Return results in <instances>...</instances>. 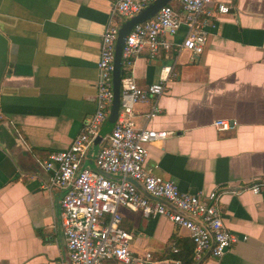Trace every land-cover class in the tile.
Returning a JSON list of instances; mask_svg holds the SVG:
<instances>
[{
	"label": "crops",
	"instance_id": "obj_1",
	"mask_svg": "<svg viewBox=\"0 0 264 264\" xmlns=\"http://www.w3.org/2000/svg\"><path fill=\"white\" fill-rule=\"evenodd\" d=\"M116 2L0 0V31L8 38L0 123L23 146L7 150L0 142V264H69L62 192L41 163L68 149L96 109L101 39ZM187 30L183 23L156 57L144 49L130 69L123 66L142 87L173 67L166 92L134 107L138 127L170 133L149 146L146 166L183 191L220 195L222 220L237 241L220 258L206 253L202 264H264V186L250 188L264 177V0H232L229 13L210 18L200 55L180 49ZM219 119L234 127L218 130ZM119 211L134 236V257L151 252L150 264H175L193 249L198 263L187 229L162 215ZM102 264L125 263L112 257Z\"/></svg>",
	"mask_w": 264,
	"mask_h": 264
},
{
	"label": "built area",
	"instance_id": "obj_2",
	"mask_svg": "<svg viewBox=\"0 0 264 264\" xmlns=\"http://www.w3.org/2000/svg\"><path fill=\"white\" fill-rule=\"evenodd\" d=\"M154 0H117L112 15L102 34L98 61L96 109L87 119L84 129L68 149L51 152L41 164L51 172V187L62 193L60 221L66 240L69 264H102L107 258H116L125 264H150L153 256L146 252L134 257L131 250L133 234L123 228L119 211L124 206L145 217L165 216L187 229L195 244V259L200 261L208 252L222 257L237 241L226 227L219 207L220 195L192 194L180 189L174 181L158 176L146 166L149 146L165 140L170 133L134 122L135 105L163 95L172 76L173 67L164 66L159 81L146 87L139 86L130 74L121 80V111L112 131L105 135L96 155V164L104 172L120 178L112 179L85 166L88 149L99 135L114 98L113 69L119 23L134 15ZM183 8L182 17L170 4L158 15L136 25L127 36L123 49V66L131 68L134 60L148 49L150 58L161 48L169 49L170 38L180 26L187 25V35L180 49H188L195 56L203 53L207 43L209 19L229 13L232 0H175ZM158 112L154 108L147 116ZM215 126L220 131L232 129L234 123L219 119ZM131 177L144 186L148 197L128 180ZM264 177L250 188L259 193ZM159 199L166 200L171 208ZM214 241V242H213ZM178 251L177 248L174 249ZM175 264H181L175 260Z\"/></svg>",
	"mask_w": 264,
	"mask_h": 264
},
{
	"label": "water",
	"instance_id": "obj_3",
	"mask_svg": "<svg viewBox=\"0 0 264 264\" xmlns=\"http://www.w3.org/2000/svg\"><path fill=\"white\" fill-rule=\"evenodd\" d=\"M171 1L173 0H154L138 13L124 18L122 23L120 24L119 32L116 40L114 69H113L114 98L110 105L109 114L104 122L106 124V130L104 134L99 133V135L93 140V142L91 143L88 149L85 159L86 167L96 170L100 173H103L105 176L109 178L118 179L120 177L111 173L104 172L101 169H99V167L96 164V155L101 147L104 136L106 134H109L114 128L115 124L117 123L121 111V80L123 77V49L126 38L136 25L156 17L158 15L159 10L165 5L169 4ZM7 67H8V38L0 31V84L2 78L5 75ZM0 142L4 144L7 150H10L11 148L22 149L23 147L20 144L21 139L19 134L15 130H12L9 126L5 125L4 123H0ZM90 159L93 161L92 165L87 163ZM128 180L135 183L139 187V189L142 192H144L148 197H151V195L144 189L142 183L131 177H128ZM159 200L168 203L164 199H159ZM209 253L210 252H208V254ZM202 262H203V258L200 261H198L197 264H202Z\"/></svg>",
	"mask_w": 264,
	"mask_h": 264
},
{
	"label": "trees",
	"instance_id": "obj_4",
	"mask_svg": "<svg viewBox=\"0 0 264 264\" xmlns=\"http://www.w3.org/2000/svg\"><path fill=\"white\" fill-rule=\"evenodd\" d=\"M172 2H170L169 4L173 6ZM123 74H125V71H123ZM193 254H194L193 249H189V251L185 255L180 254L177 256V258L181 261L182 264H194L195 261Z\"/></svg>",
	"mask_w": 264,
	"mask_h": 264
}]
</instances>
